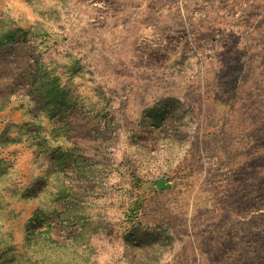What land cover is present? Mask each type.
Segmentation results:
<instances>
[{"label": "rangeland", "instance_id": "obj_1", "mask_svg": "<svg viewBox=\"0 0 264 264\" xmlns=\"http://www.w3.org/2000/svg\"><path fill=\"white\" fill-rule=\"evenodd\" d=\"M0 264H264V0H0Z\"/></svg>", "mask_w": 264, "mask_h": 264}, {"label": "water", "instance_id": "obj_2", "mask_svg": "<svg viewBox=\"0 0 264 264\" xmlns=\"http://www.w3.org/2000/svg\"><path fill=\"white\" fill-rule=\"evenodd\" d=\"M156 186H157L158 188H162V187H164V186H168V184H165V183H164V180H159V181L156 182Z\"/></svg>", "mask_w": 264, "mask_h": 264}]
</instances>
